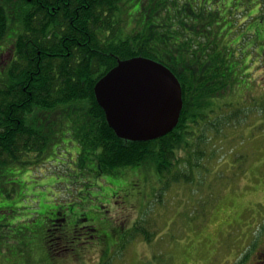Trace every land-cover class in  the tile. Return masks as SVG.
I'll return each instance as SVG.
<instances>
[{
	"label": "rangeland",
	"instance_id": "obj_1",
	"mask_svg": "<svg viewBox=\"0 0 264 264\" xmlns=\"http://www.w3.org/2000/svg\"><path fill=\"white\" fill-rule=\"evenodd\" d=\"M252 13H236L233 36L229 22L217 32L229 39L230 83L212 102L211 121L195 129L206 154L196 167L163 178L153 166L99 177L93 161L83 165L77 132L57 133L48 155L32 152L28 164L0 170V264H37L38 228L56 204L66 205L67 225L87 217L107 237L110 264H204L235 259L245 239L250 247L264 229V32L244 35Z\"/></svg>",
	"mask_w": 264,
	"mask_h": 264
},
{
	"label": "trees",
	"instance_id": "obj_2",
	"mask_svg": "<svg viewBox=\"0 0 264 264\" xmlns=\"http://www.w3.org/2000/svg\"><path fill=\"white\" fill-rule=\"evenodd\" d=\"M211 1L218 2L215 11L206 8L208 0H69L67 6L61 1L55 19L43 12L36 22L29 11L21 13L16 57L8 67L0 64V170L28 164L22 159L32 152L36 159L48 155L47 145L57 133L64 138L63 131L77 132L83 165L93 161L99 177L153 166L163 178L180 167H196L206 154L200 150L204 136L197 137L195 129L211 121L212 102L230 83L229 39L223 42L217 32L229 22L226 31L233 36L232 19L249 11L244 35L264 32V0ZM262 55L264 61V50ZM135 57L166 66L181 85L179 122L155 140L119 138L94 95L95 84L119 60ZM65 208L54 206L51 216L60 217L55 223L67 224ZM50 217L43 225L52 223Z\"/></svg>",
	"mask_w": 264,
	"mask_h": 264
},
{
	"label": "water",
	"instance_id": "obj_3",
	"mask_svg": "<svg viewBox=\"0 0 264 264\" xmlns=\"http://www.w3.org/2000/svg\"><path fill=\"white\" fill-rule=\"evenodd\" d=\"M93 90L108 125L123 140H155L179 122L181 85L166 66L149 58L119 60Z\"/></svg>",
	"mask_w": 264,
	"mask_h": 264
},
{
	"label": "flooded vegetation",
	"instance_id": "obj_4",
	"mask_svg": "<svg viewBox=\"0 0 264 264\" xmlns=\"http://www.w3.org/2000/svg\"><path fill=\"white\" fill-rule=\"evenodd\" d=\"M27 5H23V2ZM0 0V64L8 67L15 59L16 41L23 34L24 27L20 21L21 13L29 11L33 21H41L43 12L55 19L61 12V1L63 6L69 5V0ZM29 9V10H28ZM61 25L62 22L58 21ZM34 37L35 32H28ZM50 36V34H49ZM52 36H56L55 33ZM62 37L61 34H57ZM58 216H51L52 223L43 225L39 230L38 251L36 250L37 264H103L109 260L114 252L112 246L103 245L107 237L99 233L96 225L87 223L88 218L82 217L73 225L57 224ZM64 221L66 218H62ZM91 219H93L91 217ZM124 228V226L122 227ZM52 244L50 249L49 245ZM244 251L234 258L213 260L204 264H264V229L260 236L249 247L248 239H245ZM248 246V247H247ZM247 248V249H246ZM251 249L250 252L247 250Z\"/></svg>",
	"mask_w": 264,
	"mask_h": 264
},
{
	"label": "bare ground",
	"instance_id": "obj_5",
	"mask_svg": "<svg viewBox=\"0 0 264 264\" xmlns=\"http://www.w3.org/2000/svg\"><path fill=\"white\" fill-rule=\"evenodd\" d=\"M90 1V0H89ZM23 43V42H22Z\"/></svg>",
	"mask_w": 264,
	"mask_h": 264
}]
</instances>
